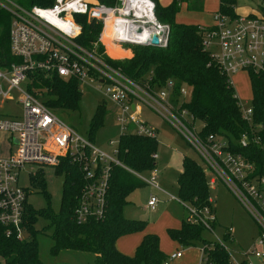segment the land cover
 I'll return each mask as SVG.
<instances>
[{"label": "built area", "instance_id": "1", "mask_svg": "<svg viewBox=\"0 0 264 264\" xmlns=\"http://www.w3.org/2000/svg\"><path fill=\"white\" fill-rule=\"evenodd\" d=\"M0 7L11 15L9 52L19 59L18 63L7 68L0 67V99H10V93L15 91L16 102L21 108L18 119L0 117V132L7 134L10 148L8 155L0 158V231L5 238L24 239L28 192L20 185L19 176L21 172H27V182L31 184V178L40 170L30 172L31 165L57 168L67 159L77 169L81 181L73 210L74 221L83 224L101 220L105 214L111 168L117 166L129 171L116 159L119 137L132 135L155 139L156 129L139 118L141 106H145L165 120L197 153L206 166L208 188L212 189L218 179L257 227L253 246L237 258L223 244L231 237L230 228L223 232L222 239L213 234L215 217L211 209L187 207L178 198L169 195L186 210L185 220L188 223L201 225L214 237L205 248H200L197 264H216L207 254L213 245L226 253L229 264H252L249 256L264 260V174L256 171L253 159L229 150L226 139L221 136L199 135V129L194 127L196 120L182 107L187 97L183 85L178 88L177 100L173 102L172 81H166L159 88L150 87L147 83L139 85L104 63L95 48L86 50L75 42L80 26L75 22L74 15H80L87 22L100 24L97 43L103 47L102 54L110 60L125 58L108 55L101 41L105 30L109 43L122 52L129 50L123 45L135 43H144L146 47H165L169 27L156 19L152 0H115L112 6L95 0H53L48 7L32 6L28 9L10 0H0ZM197 28L201 31L202 47L228 79L243 70L264 73V17L230 18L216 11L210 27ZM152 33L157 38L156 45L150 42ZM211 46L216 54L209 52ZM34 71L47 76L56 75L63 80L75 78L79 84L91 82L97 87L103 86V96L115 108L113 118L117 138L107 142L111 147L110 154L80 137L26 90L30 83L28 75ZM238 106L240 118L249 126L247 132L240 134L238 145L244 149L255 146L264 152L262 126L252 124L249 105L238 102ZM151 158L155 161L156 153ZM153 171H149V179L129 172L144 184L157 188ZM208 201L211 202L210 199ZM156 203L157 199L149 196L146 207L154 210ZM180 256L178 251L162 264Z\"/></svg>", "mask_w": 264, "mask_h": 264}, {"label": "trees", "instance_id": "2", "mask_svg": "<svg viewBox=\"0 0 264 264\" xmlns=\"http://www.w3.org/2000/svg\"><path fill=\"white\" fill-rule=\"evenodd\" d=\"M10 1L25 9L32 6L48 7L53 2V0ZM95 1L105 6H112L115 3V0ZM179 1L173 0L169 5L160 7L156 0H152L156 19L169 27L167 43L163 48L123 45L125 49L130 50L131 57L110 60L102 54L103 47L97 43L100 24L87 22L85 17L80 15H74L75 22L80 26V34L75 42L86 50L95 48L104 63L118 69L127 79L139 85L147 83L150 87L159 88L166 81H172L173 102L177 100L178 88L181 85L186 87L187 97L182 107L201 123L199 135L205 137L212 134L225 138L229 150L249 155L254 161L256 171L264 174V152L255 146L244 149L238 145L240 134L247 132L249 126L240 118L238 100L231 82L213 64L208 51L202 47L201 31L197 26L174 23L173 17ZM260 3L259 14L264 17V0H260ZM233 5L234 0H219L217 11L235 18L237 15L234 13ZM10 20L11 15L0 7L1 68L19 62V59L9 52ZM28 76L30 83L27 84L26 90L50 110L77 109L80 92L79 83L75 78L63 80L56 75L47 76L39 71H34ZM247 77L251 92L248 104L251 108V121L253 125L262 126L261 135L264 138V73L247 70ZM103 116L102 103H98L90 118L89 134L101 128ZM156 149V139L124 135L118 139L116 159L129 171L143 174L155 168V161L151 155L156 153ZM54 170L64 177L58 212L53 213L50 209L34 211L26 205L24 239L16 241L5 238L0 231L2 264H41L37 257L36 231L33 229L38 218L45 220L46 227L51 229L49 235L52 241L51 255L59 250L86 252L93 256V264H162L166 260L158 248V238L154 234L143 235L132 256L119 253L114 246L120 236L141 231L145 227L144 221L124 219L121 215L130 192L144 185L132 173L113 166L105 196L106 208L103 218L78 224L73 219V210L81 185L79 173L67 159ZM175 184L176 198L184 205L195 209L207 207L213 211L211 202L208 201L207 176L193 159L188 157L181 159L180 172L175 177ZM31 185L39 187L47 200L40 170L31 178ZM202 231L201 225L190 224L184 218L179 229L167 230V234L180 246L190 247L196 241H200L205 248L209 241L200 239ZM207 254L216 264H229L226 253L217 245H213Z\"/></svg>", "mask_w": 264, "mask_h": 264}, {"label": "rangeland", "instance_id": "3", "mask_svg": "<svg viewBox=\"0 0 264 264\" xmlns=\"http://www.w3.org/2000/svg\"><path fill=\"white\" fill-rule=\"evenodd\" d=\"M173 0H156L157 5L165 7ZM14 2V1H13ZM16 3V2H14ZM260 0H234L233 10L240 18L253 16L262 17L259 14ZM177 11L174 14V23L186 26H198L200 28L210 27L212 25V15L218 9V2L206 1L201 9L195 10L187 5L186 2H177ZM211 54H216L213 46L209 48ZM229 80L234 90V94L240 104L248 106L251 92L247 77V71L243 70L230 75ZM80 98L78 107L75 111H53L54 115L67 126L72 128L80 137L87 139L95 147L103 152L110 154L111 147L107 144L109 140L117 138V128L114 121V106L103 96V86L85 82L78 85ZM187 92V89L184 87ZM17 94L15 91L10 93V99H0V117L13 119L19 118L21 114L20 105L16 102ZM98 103H102L104 116L102 126L94 133L89 134L88 126L90 118L95 112ZM139 118L147 121L156 129L155 139L157 142L155 160V183L157 188L144 184L134 189L126 198V204L122 207L121 215L124 219L139 220L145 222V227L141 231L132 234L120 236L116 241V249L133 255L135 251V239L141 240L143 235L154 234L158 238L160 251L167 258L171 251H180L183 259L169 264H197L199 260V251L202 247L200 241H196L193 246L184 247L171 240L167 230H177L180 228V219L186 215V210L177 202L171 200L169 195L176 197L175 177L180 170V160L188 157L197 162L205 172L206 166L201 161L197 153L187 145L183 138L173 128L157 114L150 111L147 107L141 106ZM195 129L201 127L199 121L194 123ZM6 133L0 132V157L7 155L8 143L6 142ZM43 177L44 192L39 187L27 182V172L20 173V185L27 189V205L34 211L50 209L53 213L58 212L62 197L63 175L55 172L54 168L49 166L31 165L30 172L37 169ZM38 171V170H37ZM36 171V172H37ZM35 172V173H36ZM146 179L150 176L148 173L142 174ZM164 191V192H162ZM149 196L157 199L153 211L144 205ZM208 196L211 200L215 225L213 234L222 239V234L230 228L229 240H224L223 244L229 252L238 258L241 252H246L253 246L257 235V227L254 222L239 205L228 189L216 179L213 188L208 190ZM47 222L38 218L33 225L35 232V241L37 243V257L41 264H93V256L90 253L59 250L56 254H50L52 241L50 239L51 229L46 227ZM150 232V233H147ZM201 240L212 242L214 237L207 231H202ZM132 248L134 250L132 251ZM165 258V259H166ZM252 264H264L253 256L248 257ZM0 264L2 260L0 258Z\"/></svg>", "mask_w": 264, "mask_h": 264}, {"label": "crops", "instance_id": "4", "mask_svg": "<svg viewBox=\"0 0 264 264\" xmlns=\"http://www.w3.org/2000/svg\"><path fill=\"white\" fill-rule=\"evenodd\" d=\"M206 1H214V0H180L179 2H186L187 3V5L188 6H190L192 9H195V10H198V9H201L202 7H203V5L205 4V2ZM235 13V12H234ZM174 18V17H173ZM212 19V18H211ZM124 53H125V55H123L122 57H120V58H130L131 57V52H130V50H124L123 51ZM145 121V120H144ZM145 122H147V121H145ZM148 123V122H147ZM149 124V123H148ZM151 125V124H150ZM6 136V142L8 143V136L7 135H5ZM0 146H1V143H0ZM9 151H10V148L8 147V151H7V155H8V153H9ZM1 155V154H0ZM6 154L5 155H2L0 158H4V157H6L7 156ZM180 162H181V160H180ZM179 172H180V170H179ZM178 172V173H179ZM147 173H149V172H147ZM161 190V189H160ZM162 191V190H161ZM162 192H164V191H162ZM144 208L145 209H147L148 207H146V202H145V205H144ZM151 211H153V210H151ZM186 217V215H183L182 217H181V219H180V222H181V220L182 219H184ZM215 225V224H214ZM147 233H150V232H147ZM117 241V240H116ZM116 241H115V244H116ZM135 246L134 247H136L138 244H139V242H140V238L139 239H135ZM159 243V242H158ZM115 244H114V246H115ZM115 248H116V246H115ZM158 248H159V250H160V247L158 246ZM117 250V249H116ZM134 250V248H132V251ZM119 253H121V254H123V255H126V256H132V255H130L129 253L128 254H126L127 252H123V251H120V250H117ZM176 252H178L177 250L176 251H171L170 253H169V256L170 255H172V254H174V253H176ZM168 256V257H169ZM167 257V258H168ZM166 258V259H167ZM183 259V255H182V253H181V256L179 257V258H174V259H171V260H168L167 261V264H169V262H176V261H180V260H182Z\"/></svg>", "mask_w": 264, "mask_h": 264}, {"label": "bare ground", "instance_id": "5", "mask_svg": "<svg viewBox=\"0 0 264 264\" xmlns=\"http://www.w3.org/2000/svg\"><path fill=\"white\" fill-rule=\"evenodd\" d=\"M107 37H108V33H107V30H105V33L102 34V36H101V41H102L103 44L105 45V47H106V51H107L108 55H109L110 57H112V58H120V57H122L123 55H125L124 52L120 51V50H119L118 48H116V47H113V46L109 43Z\"/></svg>", "mask_w": 264, "mask_h": 264}, {"label": "water", "instance_id": "6", "mask_svg": "<svg viewBox=\"0 0 264 264\" xmlns=\"http://www.w3.org/2000/svg\"><path fill=\"white\" fill-rule=\"evenodd\" d=\"M137 32H139V30H137ZM150 42L153 45H156L157 44V38H156L155 34H153V33L150 34ZM133 45L146 47V45L144 43H135ZM99 104H101V103H99Z\"/></svg>", "mask_w": 264, "mask_h": 264}]
</instances>
